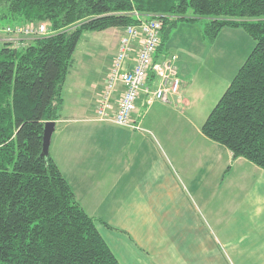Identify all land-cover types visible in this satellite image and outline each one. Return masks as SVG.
Segmentation results:
<instances>
[{
	"label": "trees",
	"instance_id": "obj_1",
	"mask_svg": "<svg viewBox=\"0 0 264 264\" xmlns=\"http://www.w3.org/2000/svg\"><path fill=\"white\" fill-rule=\"evenodd\" d=\"M135 13L161 23L155 61L180 23H200L207 43L224 28L254 40L201 132L233 160L264 170V0H0V27L44 23L50 33L19 49L0 42V264H119L42 154V138L45 124L60 119L83 32L134 25Z\"/></svg>",
	"mask_w": 264,
	"mask_h": 264
},
{
	"label": "crops",
	"instance_id": "obj_2",
	"mask_svg": "<svg viewBox=\"0 0 264 264\" xmlns=\"http://www.w3.org/2000/svg\"><path fill=\"white\" fill-rule=\"evenodd\" d=\"M118 29L105 30L115 51L102 84H72L68 103L63 87L49 155L76 201L97 221L119 264H264V170L233 160L227 148L193 129L200 98L194 84L182 83L178 97L160 102L171 113L154 115L152 123L140 114L148 105L144 94L131 127L96 120ZM176 66L180 77L183 68ZM122 92L117 84L114 109ZM219 99L213 96L209 110Z\"/></svg>",
	"mask_w": 264,
	"mask_h": 264
},
{
	"label": "rangeland",
	"instance_id": "obj_3",
	"mask_svg": "<svg viewBox=\"0 0 264 264\" xmlns=\"http://www.w3.org/2000/svg\"><path fill=\"white\" fill-rule=\"evenodd\" d=\"M6 27H0V37L6 39L4 42L11 39L13 42L10 43L18 49L25 47L31 39L38 38L20 34L7 35L3 32ZM200 29V23H180L166 45V52L176 55L178 65L183 68L181 78L179 77L181 84L184 82L194 84V92L199 93L197 95L200 96L193 114L194 130L201 129L204 123L202 119L207 118L212 110H209V102L213 96L221 97L255 45L254 40L242 28H224L212 43L202 40ZM121 31L123 29H118L117 33L120 34ZM114 51L105 31L83 32L65 83L67 103L73 95L72 84H102ZM185 67L188 73L185 72ZM142 108L140 114H148L151 123L154 115L159 117L171 113V107L164 106L159 101H152L150 106L148 104ZM65 112L64 116L68 115L67 109ZM168 126L169 123L164 122L162 127ZM60 127L61 125H58L57 128Z\"/></svg>",
	"mask_w": 264,
	"mask_h": 264
},
{
	"label": "built area",
	"instance_id": "obj_4",
	"mask_svg": "<svg viewBox=\"0 0 264 264\" xmlns=\"http://www.w3.org/2000/svg\"><path fill=\"white\" fill-rule=\"evenodd\" d=\"M134 15L137 22L123 29L104 92L95 109L96 120L120 127H131V115L141 94L146 96L147 104L152 101L167 104L178 97L181 90L177 57L164 54L155 61L160 43V21L157 18H144L137 13ZM3 32L32 38L50 34L44 23L6 27ZM9 42L13 41L10 39ZM150 76L152 83L148 85ZM117 84L122 86L123 92L114 109L111 99Z\"/></svg>",
	"mask_w": 264,
	"mask_h": 264
},
{
	"label": "water",
	"instance_id": "obj_5",
	"mask_svg": "<svg viewBox=\"0 0 264 264\" xmlns=\"http://www.w3.org/2000/svg\"><path fill=\"white\" fill-rule=\"evenodd\" d=\"M54 129H55V122H47L44 126L43 138H42V154L44 156L49 154V146Z\"/></svg>",
	"mask_w": 264,
	"mask_h": 264
}]
</instances>
